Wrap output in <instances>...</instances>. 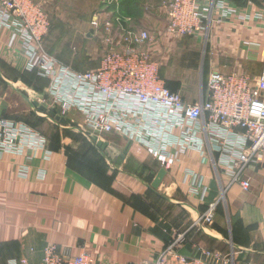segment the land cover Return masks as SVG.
I'll return each instance as SVG.
<instances>
[{
	"label": "crops",
	"instance_id": "obj_1",
	"mask_svg": "<svg viewBox=\"0 0 264 264\" xmlns=\"http://www.w3.org/2000/svg\"><path fill=\"white\" fill-rule=\"evenodd\" d=\"M162 1L120 0L119 11L130 18L126 28L150 32L149 48L161 60L160 74L171 90L194 103L206 99L212 71L245 72L251 78L261 74L264 0H202L208 10L204 32L180 37L166 31ZM101 6L100 2L90 15L86 36L101 33L94 23ZM9 35L7 30L0 35L1 78L7 83L0 89V119L12 122L13 127L22 124V131L11 150L0 149V264L21 257L40 264L50 243L68 256L87 252L90 264H134L157 258L179 231H187V243L181 248L186 255L198 256V247H208L232 254L231 264H264V152L244 171L250 188L244 190L233 183L231 160L242 151L241 130L205 126L200 119L186 122L199 130L198 136H183L161 106L142 105L125 97L110 108L104 96L67 76L63 89L74 102L68 117L75 124L62 125L38 108L44 114L29 110L27 116L48 119L51 128H36L16 114L11 88L19 85L42 100L47 98L43 87L48 80L25 69L23 54L7 49ZM24 78L29 82L36 78L40 88ZM86 102L126 120L138 140L104 133L100 139L108 147L103 151L80 127ZM73 128L87 141L80 145L86 144L82 154L73 151L79 146L64 136ZM91 147L101 156L99 162L110 166L102 181L84 172L91 162L85 153ZM150 148L177 157L157 189L152 182L162 164ZM190 171L205 177L209 200L220 199L208 229L192 227L206 206L184 183L185 172Z\"/></svg>",
	"mask_w": 264,
	"mask_h": 264
},
{
	"label": "built area",
	"instance_id": "obj_2",
	"mask_svg": "<svg viewBox=\"0 0 264 264\" xmlns=\"http://www.w3.org/2000/svg\"><path fill=\"white\" fill-rule=\"evenodd\" d=\"M102 6L94 15L98 27L100 48L103 50L97 68L82 72L73 71L58 62L53 56L43 54L41 47L50 29V17L43 5L36 0H0V35L9 32L8 50L26 58L25 69L48 80L44 104L56 109L61 116L68 117L74 102L63 89L65 76L81 86H89L104 96L113 108L115 100L133 97L142 105H159L163 113L173 120L183 136H198L199 130L187 125L203 119L205 126H222L231 132L239 129L244 140L243 148L231 160L235 167L232 182L244 190L250 182L244 177L245 169L258 162L264 152V65L257 78L245 72L212 71L207 80V97L199 102L186 101L180 91L167 87L160 74V64L151 53L149 44L152 36L145 29H129L124 23L130 18L119 11L120 0H101ZM167 26L173 36H192L205 30L207 9L202 0H163ZM49 98V99H48ZM41 100V99H40ZM80 107V106H79ZM81 108V107H80ZM83 132L93 139L104 133L117 132L134 140L138 138L126 120L115 119L110 110L92 107L83 103ZM22 125V124H20ZM20 125L0 119V149L11 150L20 136ZM191 126V127H190ZM201 150V145L198 146ZM169 172L177 162L171 153L161 154L150 148ZM184 183L197 197L206 210L194 218L192 227L208 229L214 222L220 199L209 200L210 187L201 172H185ZM187 231H179L172 238L167 249L153 260L134 264H231L233 255L208 247H198L200 255H186L181 248L187 243ZM89 254L68 256L58 251L56 244L44 248L40 264H90ZM11 264H33L21 257Z\"/></svg>",
	"mask_w": 264,
	"mask_h": 264
},
{
	"label": "rangeland",
	"instance_id": "obj_3",
	"mask_svg": "<svg viewBox=\"0 0 264 264\" xmlns=\"http://www.w3.org/2000/svg\"><path fill=\"white\" fill-rule=\"evenodd\" d=\"M36 1L40 2L43 5L50 17V31L43 40L41 52L43 54L53 56L58 62L73 71L86 72L97 68L101 61L103 53V50L98 46L99 37L96 36L94 33H92V35L90 36H86L85 32L86 25L90 20V15L99 7L101 0ZM125 24L126 22L124 23V25ZM153 58L157 62H159L161 70L163 66L161 60L154 56ZM2 73L3 68H0V89L4 90L6 88L5 84L7 83L1 78ZM163 80L166 83L164 78ZM25 81L31 83L32 85L37 84L38 87L40 86L36 78L35 80H31L30 82L26 79ZM14 88L15 87L11 89L13 91L14 96H16V114L21 115L20 119L34 125L36 128L38 127L39 129H50L51 122L48 119L39 118L38 120H36L35 118H29L27 116V111L29 110V113L34 115H36L37 112H39L40 114H44L39 111L37 107H34V109L31 108L32 103L29 100V97H31V99H36L40 101V103H43L44 100L38 99V97H35V94L33 93L29 95L28 92L25 91V89L19 85H16V89ZM43 88V91L45 92L47 89V85ZM25 115L27 116L26 119H24ZM72 130L70 129L68 132H66L64 136L69 137L73 142L77 144V146H79L77 147V149L72 150L78 152L79 154H82L85 150L86 144H83L82 147H80V145L83 141H85V138L79 132L74 131V128ZM52 135H54L53 131ZM85 142L87 143V141ZM69 153L71 154L72 151H69ZM85 156L86 158L91 160L88 165L86 164V169L84 170L86 175H94V178H92V180H101L103 177L106 178L105 172L107 171V169H109V164L100 163L98 159L99 155L93 153L90 150H86ZM93 160H98V162L93 163Z\"/></svg>",
	"mask_w": 264,
	"mask_h": 264
},
{
	"label": "water",
	"instance_id": "obj_4",
	"mask_svg": "<svg viewBox=\"0 0 264 264\" xmlns=\"http://www.w3.org/2000/svg\"><path fill=\"white\" fill-rule=\"evenodd\" d=\"M32 104L35 107L39 108V110H41L42 112H45L46 114H48L51 118L55 119L57 122H59L62 125H74L75 124L69 117L61 116L56 109H50L47 105L40 104L39 101L37 100H33ZM93 141L103 151H105L108 147V142L103 139L98 138L97 136L93 138ZM166 173L167 172L164 168H161L159 170V172L157 173L156 177L154 178L152 182V187L154 189H157L160 186L162 180L166 176Z\"/></svg>",
	"mask_w": 264,
	"mask_h": 264
},
{
	"label": "trees",
	"instance_id": "obj_5",
	"mask_svg": "<svg viewBox=\"0 0 264 264\" xmlns=\"http://www.w3.org/2000/svg\"><path fill=\"white\" fill-rule=\"evenodd\" d=\"M35 74V73H34ZM36 76V75H35ZM90 150L93 152V153H96V149H93L92 147L90 148ZM97 154V153H96ZM98 155V154H97ZM98 159L100 160L101 159V156L99 155ZM219 205V204H218ZM218 208V207H217Z\"/></svg>",
	"mask_w": 264,
	"mask_h": 264
}]
</instances>
